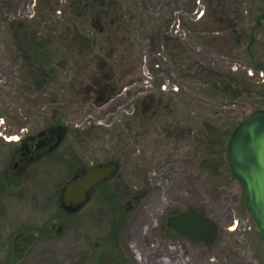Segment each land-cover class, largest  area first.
<instances>
[{
  "label": "rangeland",
  "instance_id": "374dc122",
  "mask_svg": "<svg viewBox=\"0 0 264 264\" xmlns=\"http://www.w3.org/2000/svg\"><path fill=\"white\" fill-rule=\"evenodd\" d=\"M138 2L123 63L136 59V71L98 101L71 87L80 57L57 37L68 0H0V173L11 180L0 192V264H264V234L227 154L233 128L264 109V72L248 68L246 53L264 61L263 2ZM35 66L52 75L40 83ZM50 125L62 143L12 175L21 135ZM106 162L115 171L102 203L58 208L77 166ZM187 210L211 220L210 241L166 225Z\"/></svg>",
  "mask_w": 264,
  "mask_h": 264
},
{
  "label": "flooded vegetation",
  "instance_id": "af4514ba",
  "mask_svg": "<svg viewBox=\"0 0 264 264\" xmlns=\"http://www.w3.org/2000/svg\"><path fill=\"white\" fill-rule=\"evenodd\" d=\"M73 1L76 5L73 6ZM68 0L70 18L80 20L83 31L73 37L71 49L73 54L80 59H74L73 68L76 66V75L72 76L71 87L76 95L83 99L93 96L102 100L107 94L113 93L126 76L136 71L133 64L130 67L124 66V61L130 58L131 47L127 46L130 37L128 22L135 20V15L130 12V5L138 6V0ZM88 26V27H87ZM87 28L94 29L96 37H90ZM127 43V44H126ZM93 44V49H91ZM95 51L99 53H95ZM124 51V52H122ZM126 53V55H125ZM116 60L118 65L113 63ZM130 61V60H129ZM128 61V62H129ZM128 74V75H127ZM63 131L59 125L45 126L29 134L21 135L14 156L17 160L13 163V174L23 177L28 174L27 169L33 163L40 161L45 153H51L62 143ZM110 164L113 170L107 177L95 182L84 192L82 200L73 202L65 200V185L74 178L83 176L89 169ZM115 166L111 162L93 164L90 166H77L71 178L61 188L59 209L74 210L89 203L93 196L101 202L104 195L102 184L106 183L114 174ZM110 189V188H109ZM131 206V204H130Z\"/></svg>",
  "mask_w": 264,
  "mask_h": 264
},
{
  "label": "water",
  "instance_id": "95a60500",
  "mask_svg": "<svg viewBox=\"0 0 264 264\" xmlns=\"http://www.w3.org/2000/svg\"><path fill=\"white\" fill-rule=\"evenodd\" d=\"M227 154L231 171L242 185L248 207L264 234V109L252 111L233 128L227 141ZM112 170V165H102L71 179L65 185V200H82L85 190ZM166 225L191 240L208 242L216 232L211 220L194 210L168 216Z\"/></svg>",
  "mask_w": 264,
  "mask_h": 264
},
{
  "label": "trees",
  "instance_id": "16d2710c",
  "mask_svg": "<svg viewBox=\"0 0 264 264\" xmlns=\"http://www.w3.org/2000/svg\"><path fill=\"white\" fill-rule=\"evenodd\" d=\"M73 0H71V2H72ZM261 2H263V6H264V0L262 1V0H260ZM73 3L74 4H72L73 6H75L76 5V2L75 1H73ZM47 6H49V10H55V5H51L50 3H47ZM70 11V10H69ZM69 13V12H68ZM71 13V12H70ZM262 18H264V8H263V10H262V13L260 14V15H258V17H257V21H256V25L257 24H260V20L262 19ZM69 24H67V25H65L64 26V30L62 31V32H59V34L57 35V37L58 38H60V39H62L65 43H66V49H71V44H72V41H73V37L75 36V35H78L79 33H81L82 31H83V29H82V25L81 24H79L80 23V21H79V23L78 22H76L75 20H74V18H69V22H68ZM256 25L255 26H253V27H251L250 28V30L245 34L244 32V36H248V38H249V40L251 41H253V36L254 35H256V33H254V32H256V30H257V28H256ZM14 26V25H13ZM16 28H17V30H21L20 32L21 33H26V32H29V26H27V25H25V24H23V23H19L17 26H16ZM15 30V29H14ZM37 48H39V47H41L42 46V44H41V42H39V41H37V43H36V45H35ZM93 44H91V49H93ZM246 53H247V56H249V58L251 59V65L250 66H248V68L249 69H252V70H261V71H263L264 72V61L260 58V57H257L255 60H253L252 58H253V56L252 55H254V53L252 52V55L250 54V52L249 51H246ZM45 63H46V61H45ZM42 65V64H41ZM48 65V64H47ZM50 68V67H49ZM47 70V69H46ZM44 68H43V66H41V67H38L37 68V66H35V73H36V75H37V79L39 80V82L40 83H42V79H46L47 78V75L49 74L50 76L52 75V74H50V73H52V71H46ZM48 70H50V69H48ZM49 75H48V79H49ZM54 76H55V74L53 73V77L52 78H54ZM46 81V80H45ZM149 100H148V104H151L152 103V96H150V98H148ZM160 104V103H159ZM158 104V105H159ZM152 107L151 106H149V107H143V108H141L142 110H143V114L144 113H146V111L148 110V109H151ZM230 135V134H229ZM229 137V136H228ZM218 140H219V142H220V144L222 143L223 144V142H224V139H222V137L220 136V137H218ZM223 140V141H222ZM6 172L4 171V172H2V173H0V192L3 190V188H4V186H6V185H9V183H10V178L8 177V174H5ZM16 239H18V237L16 238Z\"/></svg>",
  "mask_w": 264,
  "mask_h": 264
},
{
  "label": "bare ground",
  "instance_id": "6f19581e",
  "mask_svg": "<svg viewBox=\"0 0 264 264\" xmlns=\"http://www.w3.org/2000/svg\"><path fill=\"white\" fill-rule=\"evenodd\" d=\"M13 139H16V137H15V138H13Z\"/></svg>",
  "mask_w": 264,
  "mask_h": 264
}]
</instances>
